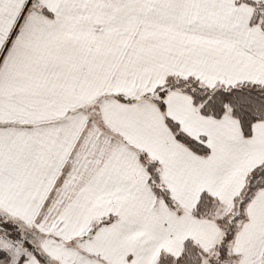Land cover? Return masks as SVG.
<instances>
[{
  "label": "snow or ice",
  "instance_id": "6c2138e0",
  "mask_svg": "<svg viewBox=\"0 0 264 264\" xmlns=\"http://www.w3.org/2000/svg\"><path fill=\"white\" fill-rule=\"evenodd\" d=\"M0 264H264V0H0Z\"/></svg>",
  "mask_w": 264,
  "mask_h": 264
}]
</instances>
